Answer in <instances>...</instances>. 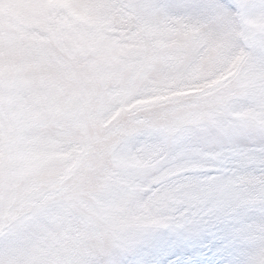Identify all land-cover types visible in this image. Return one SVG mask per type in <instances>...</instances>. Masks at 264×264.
Instances as JSON below:
<instances>
[{"label":"snow or ice","instance_id":"snow-or-ice-1","mask_svg":"<svg viewBox=\"0 0 264 264\" xmlns=\"http://www.w3.org/2000/svg\"><path fill=\"white\" fill-rule=\"evenodd\" d=\"M0 246L264 264V0H0Z\"/></svg>","mask_w":264,"mask_h":264},{"label":"rangeland","instance_id":"rangeland-1","mask_svg":"<svg viewBox=\"0 0 264 264\" xmlns=\"http://www.w3.org/2000/svg\"><path fill=\"white\" fill-rule=\"evenodd\" d=\"M12 15L19 23H27L29 21V13L13 12Z\"/></svg>","mask_w":264,"mask_h":264},{"label":"clouds","instance_id":"clouds-1","mask_svg":"<svg viewBox=\"0 0 264 264\" xmlns=\"http://www.w3.org/2000/svg\"><path fill=\"white\" fill-rule=\"evenodd\" d=\"M3 251H4V247L0 246V252H3Z\"/></svg>","mask_w":264,"mask_h":264}]
</instances>
